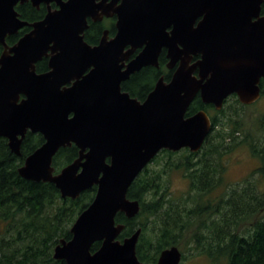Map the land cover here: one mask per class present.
I'll return each instance as SVG.
<instances>
[{"label": "water", "instance_id": "1", "mask_svg": "<svg viewBox=\"0 0 264 264\" xmlns=\"http://www.w3.org/2000/svg\"><path fill=\"white\" fill-rule=\"evenodd\" d=\"M27 1L37 9L45 5L41 19L19 17L15 7ZM116 1L0 0V137L16 156L28 131L44 140L25 157L19 175L53 183L62 198L96 186L71 237L53 248V257L66 264H144L136 255L141 228L118 238L125 224L116 222L117 214L132 219L140 210L139 200L128 197L132 182L162 149H201L210 117L202 109L186 115L197 95L216 110L232 94L243 105L261 96L264 0ZM98 12L116 13L118 31L112 38L104 32L92 46L84 31L87 17ZM25 26L31 29L8 46L6 36ZM162 50L170 78L160 75L142 101L121 91L132 73L159 68ZM43 58L48 70L39 73ZM72 144L78 156L55 172L53 157ZM181 260V250L171 245L157 264Z\"/></svg>", "mask_w": 264, "mask_h": 264}, {"label": "trees", "instance_id": "2", "mask_svg": "<svg viewBox=\"0 0 264 264\" xmlns=\"http://www.w3.org/2000/svg\"><path fill=\"white\" fill-rule=\"evenodd\" d=\"M15 8L21 18L29 22L41 19L46 12L44 5L36 9L30 3ZM261 13L264 14V2ZM16 39L17 36H11L7 41L13 43ZM165 62L162 53L159 70L143 69L131 80L138 84L147 82L148 88L158 74L168 80L170 72ZM46 69L45 59L36 64L38 72ZM144 72L147 79L142 77ZM260 88L264 98V78ZM231 99L232 103L228 104ZM245 106L232 95L216 110L197 95L186 115L201 109L208 113L214 111L210 133L201 149L197 152L187 148L175 152L162 149L151 161L157 163L158 168L147 165L128 188V197L139 200L140 210L132 219L117 214L116 222L125 224L118 238L140 227L136 255L144 264H157L159 253L171 245L179 247L182 261L188 249L191 256L206 255L213 262L227 256L225 264H264V191L257 188L256 180H250L255 174L264 177V142L253 143L248 137L239 139L235 135L241 131L239 122L234 121L231 126L226 115L230 107L235 110ZM259 120L264 128V112ZM43 141L41 134L28 131L21 143V155L16 156L10 151L7 140L0 137V264H66L53 257V248L60 239L71 237L70 227L75 218L94 198L95 185L75 199L62 198L53 183L30 181L19 175L18 168L25 157ZM242 143L260 164L250 178L231 185L225 182L224 156ZM77 156L75 145L60 148L52 161L55 172ZM173 170L181 172L188 182L187 191L178 197L172 196L165 177ZM258 209L260 218L253 224L250 236L238 238L235 232L239 224L252 219ZM99 245L100 242H95L91 251Z\"/></svg>", "mask_w": 264, "mask_h": 264}, {"label": "rangeland", "instance_id": "3", "mask_svg": "<svg viewBox=\"0 0 264 264\" xmlns=\"http://www.w3.org/2000/svg\"><path fill=\"white\" fill-rule=\"evenodd\" d=\"M232 99L228 101L231 104ZM236 111L238 112L236 114ZM264 112V98L260 97L255 103L241 107V109L233 110L232 107L226 109V115L230 118V125L233 126L235 122L241 127V131L236 132L235 135L239 139L248 137L253 143L264 142V128L260 123V118ZM210 115L214 114V111H209ZM235 121V122H234ZM224 162L226 165L225 170V182L231 185H236L250 178L251 173L258 168L260 162L249 150L248 146L244 143L233 148L227 155L224 156ZM149 167L158 168L157 163H149ZM166 179L169 184V190L173 197L183 195L188 188L187 179L179 171L173 170L166 174ZM165 179V178H164ZM250 180H256L257 188L260 191H264V177L261 178L259 174H255ZM227 183V184H228ZM187 254L186 258L180 264H224L225 259L213 262L205 255L191 256V250H185ZM213 262V263H212ZM226 263V262H225Z\"/></svg>", "mask_w": 264, "mask_h": 264}, {"label": "flooded vegetation", "instance_id": "4", "mask_svg": "<svg viewBox=\"0 0 264 264\" xmlns=\"http://www.w3.org/2000/svg\"><path fill=\"white\" fill-rule=\"evenodd\" d=\"M98 1H101V0H97ZM113 0H107V2H111ZM121 2V0H117L116 1V5H119ZM25 3H30L29 1L25 2ZM24 4V3H23ZM31 4V3H30ZM17 5H22V4H17ZM16 5V6H17ZM41 5H44V4H41ZM40 5V6H41ZM52 5V8L55 7L54 3L51 4ZM32 6V4H31ZM45 6V5H44ZM34 7V6H33ZM36 8V7H35ZM40 8V7H39ZM46 8V7H45ZM16 9V8H15ZM37 9V8H36ZM18 12V11H17ZM19 13V12H18ZM19 17L21 18L20 14H19ZM202 17H198L196 22ZM22 19V18H21ZM22 20H25V19H22ZM117 20H118V16L116 13H113L111 15H103L101 14L100 12H98L97 14L93 15V16H89L87 17V28L85 29L84 31V40L85 42H87L88 44L90 45H96L98 44L99 40L101 39V37L104 35V32H106L107 34V37L108 38H112L116 35L117 31H118V28H117ZM27 21V20H25ZM37 21V20H36ZM29 22V21H27ZM34 22V21H33ZM29 23H32V22H29ZM31 29V27L29 26H25V27H22L20 28L15 34H12V35H7L6 38H5V42L8 46H12L13 44H15L18 39L23 36L26 32H28L29 30ZM170 30V28H168V31ZM11 36H17V39L13 42V43H8L7 39ZM0 46L2 47V50L0 52V54L2 53L3 51V46L0 44ZM129 48V45H127L126 47H124V50H127ZM140 51V48H137L136 51L129 57L128 60H125L124 63H127L132 57H134V55L136 53H138ZM162 53H164V57L166 58V51L165 50H162L160 55H159V68H155L153 66H145V67H142L140 70L132 73L126 80L122 81L121 82V91L123 92H127L131 97H134V98H137L138 100H143L145 99V97L147 96V94L149 93V91L153 88L156 80L160 77V75H163V74H158L156 78H154L153 80V84L152 86H150L149 88L146 87L147 85V82L146 83H143V82H140L139 84L133 80H131L132 76L135 74V73H140L143 69H146V68H154L156 70H159L161 68L160 66V57L162 55ZM46 60V66H47V69L45 71L48 70V65H47V58H43ZM41 61V60H40ZM166 62H167V58H166ZM166 62H165V68H166ZM38 63V62H37ZM36 63V64H37ZM166 70L168 72H170L171 74V71H169L167 68ZM37 71V70H36ZM45 71H41V72H45ZM38 72V71H37ZM39 72V73H41ZM164 76V75H163ZM141 77V76H139ZM142 77H145V79H147L146 75H145V72L143 73ZM165 79V78H164ZM127 86L129 88V90L127 89ZM124 86V87H123ZM146 87V88H145ZM139 94V95H137ZM232 95H235V94H232ZM232 95H230L229 97H231ZM236 96V95H235ZM228 97V98H229ZM227 98V99H228ZM237 98V97H236ZM226 99V100H227ZM224 105V103H223ZM223 107V106H222ZM215 108V107H214ZM208 113V112H207ZM208 116L210 117V120H211V116L210 114H208ZM30 132V131H29ZM27 134V133H26ZM74 145V144H72ZM143 171V170H142ZM141 171V172H142ZM260 214H261V210L258 209L256 212H254V215L252 217V219L250 220H247V221H244L242 222L241 224H239V226L237 227L236 229V232L235 234L238 235V238L240 239H243V238H247L250 236L251 232H252V228H253V224L256 222V220L258 218H260ZM206 256V255H205ZM225 258V261L223 262L225 264L226 260H227V256H224ZM209 258V257H208ZM210 261H212L210 258H209ZM213 263V262H212Z\"/></svg>", "mask_w": 264, "mask_h": 264}]
</instances>
